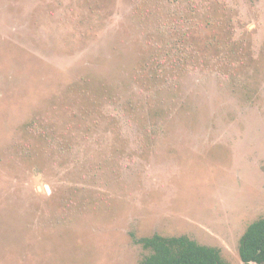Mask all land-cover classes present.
<instances>
[{"label":"rangeland","instance_id":"obj_1","mask_svg":"<svg viewBox=\"0 0 264 264\" xmlns=\"http://www.w3.org/2000/svg\"><path fill=\"white\" fill-rule=\"evenodd\" d=\"M260 218L264 0H0V264H243Z\"/></svg>","mask_w":264,"mask_h":264},{"label":"trees","instance_id":"obj_2","mask_svg":"<svg viewBox=\"0 0 264 264\" xmlns=\"http://www.w3.org/2000/svg\"><path fill=\"white\" fill-rule=\"evenodd\" d=\"M169 50L166 55H169ZM158 52L151 56L157 61ZM160 67V66H159ZM147 253L138 264H231L219 248L204 245L188 235L154 234L140 240ZM239 255L243 264H264V218L252 222L239 240Z\"/></svg>","mask_w":264,"mask_h":264}]
</instances>
